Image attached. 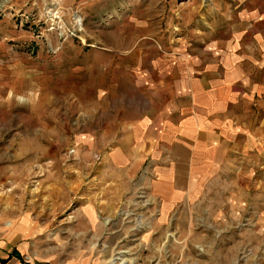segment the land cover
Wrapping results in <instances>:
<instances>
[{"label": "rangeland", "instance_id": "1", "mask_svg": "<svg viewBox=\"0 0 264 264\" xmlns=\"http://www.w3.org/2000/svg\"><path fill=\"white\" fill-rule=\"evenodd\" d=\"M52 3L0 0V229L45 230L21 238L40 251H61L76 240L62 232L83 198L112 192L100 188L107 182L126 199L115 214L126 213L138 229L155 174L147 159L125 173L112 152L127 123L163 99L145 56L188 51L190 43L203 49L206 38L220 42L236 28L239 13L264 8V0ZM236 162L221 160L217 170L200 174L196 238L181 237L179 250L157 253L147 264H264V233L257 242L244 230L262 211L264 186L257 173H236Z\"/></svg>", "mask_w": 264, "mask_h": 264}, {"label": "crops", "instance_id": "2", "mask_svg": "<svg viewBox=\"0 0 264 264\" xmlns=\"http://www.w3.org/2000/svg\"><path fill=\"white\" fill-rule=\"evenodd\" d=\"M129 1L148 7L160 0ZM239 15L243 20L220 42L206 38L203 49L190 43L188 51L145 56L149 68H156L163 99L155 111L127 123L112 154L127 174L146 159L155 174L148 181L151 207L139 214L146 224L142 220L133 229L129 215L115 214L126 199L107 182L100 188L111 189L108 196H87L75 208L74 224L62 233L76 240L62 244L61 251H40L35 241L21 244L22 237L45 231L37 226L1 228L0 264H147L157 253L179 250L181 237L196 238L202 230L196 212L201 173L235 159L236 173H257L256 183L264 186V8ZM259 203L262 211L244 229L257 242L264 233V197Z\"/></svg>", "mask_w": 264, "mask_h": 264}, {"label": "built area", "instance_id": "3", "mask_svg": "<svg viewBox=\"0 0 264 264\" xmlns=\"http://www.w3.org/2000/svg\"><path fill=\"white\" fill-rule=\"evenodd\" d=\"M49 3L52 5V4H53V3H52V0H49ZM49 8H50V7H49ZM49 8H48V9H49ZM58 8H59V7H58ZM59 9H60V8H59ZM51 11H52V10H50V9H49V10H47V14H49V15H50V17H53V15H56V17L58 16L57 14L59 13V10H57V11H56V10H54V12H53V13H51ZM53 18H54V17H53ZM80 23H81V22H80Z\"/></svg>", "mask_w": 264, "mask_h": 264}]
</instances>
